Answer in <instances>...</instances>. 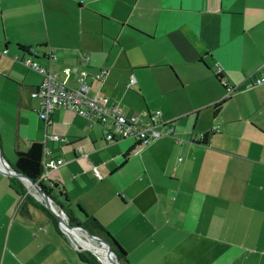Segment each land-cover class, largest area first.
Returning a JSON list of instances; mask_svg holds the SVG:
<instances>
[{
  "label": "crops",
  "instance_id": "obj_1",
  "mask_svg": "<svg viewBox=\"0 0 264 264\" xmlns=\"http://www.w3.org/2000/svg\"><path fill=\"white\" fill-rule=\"evenodd\" d=\"M18 47L53 70L106 69L87 78L89 94L128 114L157 109L171 134L105 140L62 107L44 121L30 97L40 74ZM0 49L4 162L41 142L62 160L43 183L93 216L128 264H264V83H252L264 75V0H0ZM10 178L39 201L0 171V264H83Z\"/></svg>",
  "mask_w": 264,
  "mask_h": 264
},
{
  "label": "built area",
  "instance_id": "obj_2",
  "mask_svg": "<svg viewBox=\"0 0 264 264\" xmlns=\"http://www.w3.org/2000/svg\"><path fill=\"white\" fill-rule=\"evenodd\" d=\"M4 52L5 49H0V54ZM33 53V48H27V54L22 56L19 61L24 66L40 74V80L30 92V97L38 99V115L44 121H48V115L52 109L62 107L85 117L88 126L94 123L99 124L104 131L105 140L131 138L138 144H144L162 135L171 134L170 122L162 119L157 109L146 110L137 108L134 112L128 114L121 105L108 103L106 95L89 94L87 78L101 82L106 74V69H76L75 67L63 66L57 71L38 63L31 57ZM83 59L85 62L87 56H84ZM71 71L75 72L73 78L75 85L73 86L67 83ZM218 71L219 67H217L216 73ZM220 81L225 86L226 95H228L232 91V87L225 85L224 81ZM132 82L133 76L129 75L124 83L125 87L131 85ZM252 83H264V75L255 77ZM159 126L164 127V130H159ZM51 137L54 139L58 138L56 135ZM175 141H180V139L176 138ZM44 154L45 151L43 150L41 161L43 172L62 163L59 158L45 159ZM95 174L99 177L96 172Z\"/></svg>",
  "mask_w": 264,
  "mask_h": 264
},
{
  "label": "trees",
  "instance_id": "obj_3",
  "mask_svg": "<svg viewBox=\"0 0 264 264\" xmlns=\"http://www.w3.org/2000/svg\"><path fill=\"white\" fill-rule=\"evenodd\" d=\"M23 52H27V48L18 47ZM216 104L215 106H217ZM14 159L10 165L16 171L22 173L23 175L34 180L42 190L50 197L53 205L58 207L65 215L67 221L72 225H78L80 227L86 228L91 234L102 237L110 245L112 251L116 254L119 259L120 264H128L124 249L119 245V243L106 231V229L91 215H88L83 211L80 206L77 204L73 205V208L70 207L69 199L64 193L62 187H58L55 183L51 182L50 184L43 183L41 175L43 173V168L41 164L42 158V143L39 141H31L28 143L27 147L24 150H14ZM12 187L15 189V192L22 197V203L30 204L34 207L39 208L50 220L52 225L59 231L60 228L57 225L54 217L49 213V211L43 206L42 202L35 200L29 193L25 191V188L17 182V179L10 178ZM55 189V193L53 192ZM78 214V216L75 215ZM77 240V239H75ZM80 245L86 248L79 240H77ZM92 249L93 247L90 246ZM77 257L84 264H101L95 256L87 250H78L74 248ZM96 253V252H95ZM97 254V253H96ZM98 255V254H97ZM106 256V255H105ZM107 257V256H106Z\"/></svg>",
  "mask_w": 264,
  "mask_h": 264
},
{
  "label": "water",
  "instance_id": "obj_4",
  "mask_svg": "<svg viewBox=\"0 0 264 264\" xmlns=\"http://www.w3.org/2000/svg\"><path fill=\"white\" fill-rule=\"evenodd\" d=\"M0 171L5 172L7 175H13L16 177H19L21 179H23L25 182L28 183V185L30 186V188L33 190V192L35 193V197L36 199H38L39 201L42 202L43 206L49 211V213L54 217V219L57 222L58 227L69 237V239L74 243L75 248L80 250V249H85L87 251H89L90 253H92L95 258L101 263V259L100 257L91 249L89 248H85L83 246H81L79 244V242L77 240H75V238L70 234V231L72 229H80L82 230L88 239L102 244L105 246L106 249V255L109 258L111 264H120L119 263V259L116 256V254L112 251L111 249V245L102 237L96 236L94 234H91L86 228L80 227L78 225H72L70 224L64 213L57 207H55L50 199V197L42 190V188L31 178L23 175L22 173L16 171L13 167L7 165L3 158L2 155L0 153Z\"/></svg>",
  "mask_w": 264,
  "mask_h": 264
},
{
  "label": "bare ground",
  "instance_id": "obj_5",
  "mask_svg": "<svg viewBox=\"0 0 264 264\" xmlns=\"http://www.w3.org/2000/svg\"><path fill=\"white\" fill-rule=\"evenodd\" d=\"M75 229H72L70 231V234L75 238V239H79L81 238L78 232L74 231ZM88 241H90L91 246L93 247V249L91 248V250H93L94 252H96L98 254V256L100 257L101 261L103 264H111L110 260L108 257H106V249L105 246L99 243H94L92 240L87 239ZM82 246V245H81ZM106 255V256H105Z\"/></svg>",
  "mask_w": 264,
  "mask_h": 264
},
{
  "label": "rangeland",
  "instance_id": "obj_6",
  "mask_svg": "<svg viewBox=\"0 0 264 264\" xmlns=\"http://www.w3.org/2000/svg\"><path fill=\"white\" fill-rule=\"evenodd\" d=\"M13 156V155H12ZM5 160H7L8 162H11L10 160H8V159H6L5 158ZM29 189V191L31 192V193H34L33 192V190H31V188H28ZM75 232H78L79 233V235H80V237L81 238H79V239H77V240H79L82 244H84L85 246H86V248H89V249H91V244H90V241H88L87 239V236H86V234L82 231V230H80V229H75L74 230ZM94 242V241H93ZM94 243H96V242H94ZM73 245H74V243H73ZM82 250H85V249H82ZM84 264V263H83Z\"/></svg>",
  "mask_w": 264,
  "mask_h": 264
}]
</instances>
